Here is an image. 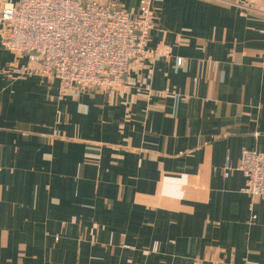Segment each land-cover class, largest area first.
I'll list each match as a JSON object with an SVG mask.
<instances>
[{
	"label": "crops",
	"instance_id": "crops-1",
	"mask_svg": "<svg viewBox=\"0 0 264 264\" xmlns=\"http://www.w3.org/2000/svg\"><path fill=\"white\" fill-rule=\"evenodd\" d=\"M151 4L155 56L116 91L61 95L0 43V264H264L236 170L264 154V9Z\"/></svg>",
	"mask_w": 264,
	"mask_h": 264
},
{
	"label": "built area",
	"instance_id": "built-area-1",
	"mask_svg": "<svg viewBox=\"0 0 264 264\" xmlns=\"http://www.w3.org/2000/svg\"><path fill=\"white\" fill-rule=\"evenodd\" d=\"M243 1L264 9V0ZM151 3L140 0L131 15L116 3L96 0H20L0 7V43L26 60L18 76L57 80L61 95L116 91L135 62L155 56L147 48ZM236 170L245 178L242 192L264 201V154L242 150Z\"/></svg>",
	"mask_w": 264,
	"mask_h": 264
}]
</instances>
